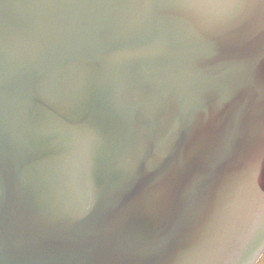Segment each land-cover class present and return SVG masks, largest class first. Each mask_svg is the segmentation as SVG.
Returning a JSON list of instances; mask_svg holds the SVG:
<instances>
[{
    "label": "water",
    "instance_id": "95a60500",
    "mask_svg": "<svg viewBox=\"0 0 264 264\" xmlns=\"http://www.w3.org/2000/svg\"><path fill=\"white\" fill-rule=\"evenodd\" d=\"M264 0H0V264H258Z\"/></svg>",
    "mask_w": 264,
    "mask_h": 264
},
{
    "label": "snow or ice",
    "instance_id": "6c2138e0",
    "mask_svg": "<svg viewBox=\"0 0 264 264\" xmlns=\"http://www.w3.org/2000/svg\"><path fill=\"white\" fill-rule=\"evenodd\" d=\"M221 2L228 5H235L243 2V0H221Z\"/></svg>",
    "mask_w": 264,
    "mask_h": 264
},
{
    "label": "rangeland",
    "instance_id": "374dc122",
    "mask_svg": "<svg viewBox=\"0 0 264 264\" xmlns=\"http://www.w3.org/2000/svg\"><path fill=\"white\" fill-rule=\"evenodd\" d=\"M260 264H264V259L261 261V263Z\"/></svg>",
    "mask_w": 264,
    "mask_h": 264
}]
</instances>
